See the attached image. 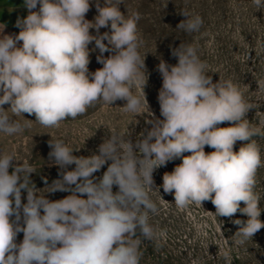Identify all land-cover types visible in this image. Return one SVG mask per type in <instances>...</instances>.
<instances>
[{
  "label": "clouds",
  "instance_id": "clouds-1",
  "mask_svg": "<svg viewBox=\"0 0 264 264\" xmlns=\"http://www.w3.org/2000/svg\"><path fill=\"white\" fill-rule=\"evenodd\" d=\"M121 4L124 0H103L101 6L96 0L98 14L89 21L90 0H24L28 14L17 18L18 34L0 35V133L13 136L31 127L33 120L24 114L58 128L100 103L125 101L122 110L137 115L146 104L149 112L146 55L139 52L143 40L137 29L141 15H126ZM252 4L264 10V0ZM181 15L186 19L177 28L200 31L199 14L182 9ZM102 28L109 30L101 33ZM96 50L102 67L90 73V51ZM171 55L175 65L161 59L157 66L163 119L149 120L150 129L135 143L129 132L112 131L96 152L77 156L80 149L51 139L48 159L59 168V178L50 185L45 180L43 189L32 181L36 170L29 163L14 152H0V264H140L141 243L163 235L150 223V214L159 212L150 191L160 193V187L174 196L178 209L210 201L216 217L246 216L231 221L238 226L232 236L238 246L264 228V197L256 191L258 170L264 168L256 138H264V128L248 119L256 106L232 79L213 82L196 46L182 42ZM256 83L264 89V80ZM224 123L230 126L219 127ZM237 142L243 143L234 151ZM206 146L214 151L206 153ZM176 159L182 162L154 188V171ZM105 166L101 177L94 175ZM58 191L69 194L47 198ZM221 255L231 264L227 250Z\"/></svg>",
  "mask_w": 264,
  "mask_h": 264
},
{
  "label": "rangeland",
  "instance_id": "rangeland-1",
  "mask_svg": "<svg viewBox=\"0 0 264 264\" xmlns=\"http://www.w3.org/2000/svg\"><path fill=\"white\" fill-rule=\"evenodd\" d=\"M99 2L103 6V0ZM95 4L96 0H90V11L86 14L89 21H93L98 14ZM182 9L203 18L199 32L187 34L177 28L186 19L181 15ZM120 10L126 15L132 12L141 15L137 29L143 40L139 52L142 57L146 55L148 81L144 92L149 112L146 104L137 115L122 110L125 101H117L113 106L100 103L84 116L62 122L58 128H45L35 122L34 115L24 114L26 119L33 120L30 121L31 127L13 136L0 133V152H14L18 161L29 163L36 170L31 174V179L38 189L46 186L45 180L50 185L59 178V168L48 159L51 150L49 140L63 139L70 147L80 149L74 155L88 156L97 151L112 131L121 134L129 132V138L135 143L142 132L150 129L149 120L163 119L157 99L162 77L157 66L161 59L175 65L178 61L171 55V48L178 47L182 42L198 48V55L207 63L208 75L212 76L213 82L223 77L232 79L241 88L245 99L256 106L248 113V119L252 124L264 128V89L258 88L256 83L264 80V10L257 11L252 0H124ZM108 30L102 28L100 32ZM90 32L96 34L94 29ZM89 48H94V42ZM97 55L98 50L90 51V73L102 67L97 62ZM104 55L107 57L110 53ZM4 107L7 109L9 106ZM25 118L17 117L21 122ZM227 126L230 125H219ZM256 139L264 152V138ZM242 143L237 142L234 151H238ZM211 151L214 149L205 147L206 153ZM181 162L176 159L156 169L153 173L154 188L163 184L164 173L172 172ZM74 167L69 166L68 170ZM105 170L106 166L94 175L101 177ZM113 191H117L115 186ZM256 191L264 197V168L258 170ZM68 194L58 191L46 193V196L50 200H57ZM150 196L159 208L157 215L150 214V223L163 235L157 241L144 240L141 243L140 264H227L221 255L225 250L230 254L231 264H264V228L243 246L233 242L235 238L232 236L238 226L231 221L247 220L246 216L238 212L232 218L216 217L215 207L210 201L203 202L202 206L192 204L178 209L174 196L165 193L162 187L160 193L150 191ZM22 201L26 202V192L22 193ZM261 207H264V199ZM260 219L264 221V212ZM22 239L23 233L18 234L17 243Z\"/></svg>",
  "mask_w": 264,
  "mask_h": 264
},
{
  "label": "crops",
  "instance_id": "crops-1",
  "mask_svg": "<svg viewBox=\"0 0 264 264\" xmlns=\"http://www.w3.org/2000/svg\"><path fill=\"white\" fill-rule=\"evenodd\" d=\"M26 11L24 0H0V35L18 34L16 20L26 17Z\"/></svg>",
  "mask_w": 264,
  "mask_h": 264
}]
</instances>
